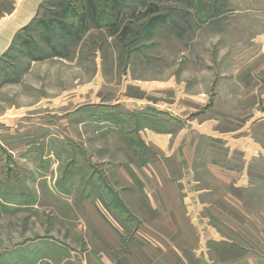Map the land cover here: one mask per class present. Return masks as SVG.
<instances>
[{"label": "rangeland", "instance_id": "obj_1", "mask_svg": "<svg viewBox=\"0 0 264 264\" xmlns=\"http://www.w3.org/2000/svg\"><path fill=\"white\" fill-rule=\"evenodd\" d=\"M177 152L264 264V0H0V264L129 251L118 165Z\"/></svg>", "mask_w": 264, "mask_h": 264}, {"label": "crops", "instance_id": "obj_2", "mask_svg": "<svg viewBox=\"0 0 264 264\" xmlns=\"http://www.w3.org/2000/svg\"><path fill=\"white\" fill-rule=\"evenodd\" d=\"M164 139L167 149L171 140ZM118 171L121 182L113 189L131 217L125 225L133 228L126 251L118 228L91 210L90 228L102 236L103 264H249L251 252L231 246V237L220 233L219 190L199 187L181 152L142 167L124 160ZM207 196L212 199L205 201Z\"/></svg>", "mask_w": 264, "mask_h": 264}]
</instances>
